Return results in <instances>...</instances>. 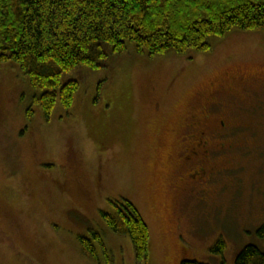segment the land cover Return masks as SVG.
Returning <instances> with one entry per match:
<instances>
[{
	"label": "rangeland",
	"instance_id": "rangeland-1",
	"mask_svg": "<svg viewBox=\"0 0 264 264\" xmlns=\"http://www.w3.org/2000/svg\"><path fill=\"white\" fill-rule=\"evenodd\" d=\"M67 78L80 82L73 105L46 118L19 65L0 62V264H236L245 246L264 251V32L235 31L192 59L130 44ZM214 100L230 147L198 187L171 146ZM122 200L148 226L145 260L102 218ZM94 234L93 259L80 238Z\"/></svg>",
	"mask_w": 264,
	"mask_h": 264
},
{
	"label": "trees",
	"instance_id": "trees-1",
	"mask_svg": "<svg viewBox=\"0 0 264 264\" xmlns=\"http://www.w3.org/2000/svg\"><path fill=\"white\" fill-rule=\"evenodd\" d=\"M235 31L264 32V0H0V62L19 65L46 118L56 105L69 109L74 103L80 82L63 76L97 69L108 51L134 44L148 59H192ZM112 204V212L102 213L104 222L115 234L128 235L137 258L145 260L148 226L128 200ZM96 241L100 235L80 238L83 253L93 259ZM225 248L220 239L212 252ZM236 264H264V251L245 246Z\"/></svg>",
	"mask_w": 264,
	"mask_h": 264
},
{
	"label": "flooded vegetation",
	"instance_id": "flooded-vegetation-1",
	"mask_svg": "<svg viewBox=\"0 0 264 264\" xmlns=\"http://www.w3.org/2000/svg\"><path fill=\"white\" fill-rule=\"evenodd\" d=\"M215 101L210 102L209 105L203 102L200 110L186 115L179 139L171 146V150L176 152V158H180L179 164L189 167L188 173L183 177H187L198 187L217 174L222 167L220 166L221 154L230 147L227 141V136H232L229 133L231 130L228 125L229 120L224 118L227 116L224 112L215 113L218 110L215 107L219 105ZM253 118L254 122L260 120L256 115ZM214 138L220 139V142Z\"/></svg>",
	"mask_w": 264,
	"mask_h": 264
}]
</instances>
